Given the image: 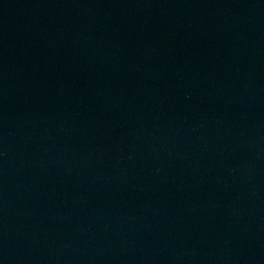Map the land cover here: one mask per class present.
Masks as SVG:
<instances>
[{
    "label": "water",
    "instance_id": "obj_1",
    "mask_svg": "<svg viewBox=\"0 0 264 264\" xmlns=\"http://www.w3.org/2000/svg\"><path fill=\"white\" fill-rule=\"evenodd\" d=\"M0 264H264V0H0Z\"/></svg>",
    "mask_w": 264,
    "mask_h": 264
}]
</instances>
